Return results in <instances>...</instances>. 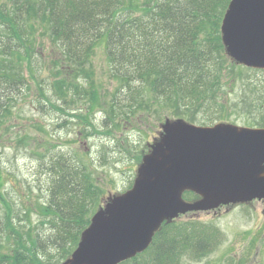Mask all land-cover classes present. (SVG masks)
<instances>
[{
  "label": "trees",
  "instance_id": "16d2710c",
  "mask_svg": "<svg viewBox=\"0 0 264 264\" xmlns=\"http://www.w3.org/2000/svg\"><path fill=\"white\" fill-rule=\"evenodd\" d=\"M229 2L0 0V127L8 131L12 108L31 84H39L34 73L42 71L54 77L49 92L59 102L69 106L75 99L88 110L102 107L92 79V56L99 43L108 73L117 82L112 104L103 107L110 114H117L115 104L123 105L118 107L124 114L148 111L158 101L169 108V117L193 122L186 115L192 106H214L218 117L222 111L251 106L257 114L247 125L264 127V73L253 80L254 73H241L264 69L235 62L222 43L220 26ZM236 85L238 97L232 100L226 88ZM41 159L47 195L38 206V225L46 231L22 223L6 198L0 171V264H59L101 205L102 188L84 157L59 151ZM182 196L198 198L192 191ZM189 221L162 222L144 251L118 264H175L187 249L206 252L217 231Z\"/></svg>",
  "mask_w": 264,
  "mask_h": 264
},
{
  "label": "rangeland",
  "instance_id": "374dc122",
  "mask_svg": "<svg viewBox=\"0 0 264 264\" xmlns=\"http://www.w3.org/2000/svg\"><path fill=\"white\" fill-rule=\"evenodd\" d=\"M92 63L95 72L92 79L98 87L99 98L104 102L102 107L95 105L88 110L75 99L69 106L59 102L49 92L52 88L48 83L54 77L42 71L34 73L40 85L31 84L12 108V117L6 122L8 131L4 126L0 127V171L8 192L6 198L20 213L23 224L32 223L40 230H47L46 226L38 225L41 217L38 206L47 195V176L41 169V157L46 159L49 153L55 155L59 151L84 157L102 188L99 201L103 204L113 195L132 187L143 156L161 136L164 121L179 118L169 117V108L158 101L151 103L148 111L136 109L134 113L127 111L124 114H120L118 107L123 105L115 104L117 114H110L103 107L112 104L111 94L117 82L108 73L103 44L99 43L95 48ZM241 73H254L250 78L253 80L257 73L264 71L245 70ZM226 89L227 97L232 100L238 97V85ZM47 98L55 100L56 104L48 103ZM41 103L45 104L42 108ZM221 114L218 117L214 106H192L186 111V115L195 120L190 123L199 126L221 122L247 127L248 120L257 113L249 106L233 108L230 113L225 110ZM188 220L202 222L208 231L214 230L217 234L211 237L214 243L209 250L197 253L187 249L175 264H264V201L186 212L171 221L181 223Z\"/></svg>",
  "mask_w": 264,
  "mask_h": 264
},
{
  "label": "water",
  "instance_id": "95a60500",
  "mask_svg": "<svg viewBox=\"0 0 264 264\" xmlns=\"http://www.w3.org/2000/svg\"><path fill=\"white\" fill-rule=\"evenodd\" d=\"M220 29L234 61L264 69V0H230ZM161 129L132 187L94 212L60 264H118L144 251L164 220L264 200V127L199 126L178 118ZM184 191L199 198L185 201Z\"/></svg>",
  "mask_w": 264,
  "mask_h": 264
}]
</instances>
